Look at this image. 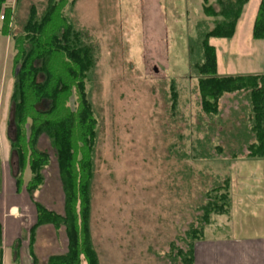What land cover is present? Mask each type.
<instances>
[{"label": "rangeland", "instance_id": "374dc122", "mask_svg": "<svg viewBox=\"0 0 264 264\" xmlns=\"http://www.w3.org/2000/svg\"><path fill=\"white\" fill-rule=\"evenodd\" d=\"M45 1L19 0L18 6L16 0L6 2L14 13L8 23L10 46H0V81L3 72L5 76L0 84L1 120L10 116L15 53L12 33L20 31L30 5L40 11ZM201 2L77 0L72 10L65 5V14L91 47L94 61L85 91L96 130L88 228L98 264H180L179 258L174 260V253L177 248H187L186 233L196 227L207 193L231 171L230 157L196 156L197 141L205 143L202 139L206 137L212 145L223 144L220 129L248 124L239 111L233 118L230 113L222 116L223 108L232 109L231 103H226L231 101L229 95L219 100L221 121L217 124L216 116L211 120L213 125L200 109L197 80L188 69L187 42L195 35V22L204 18ZM253 5L256 9L257 2L251 1L249 8ZM1 13L4 15L3 10ZM223 40L210 39L221 67L229 64L234 73L262 67L260 52L251 58L234 57L226 47L221 51L218 42H226ZM67 105L76 109L74 89ZM4 139L6 149L10 143L7 137ZM37 145L49 158L42 170L43 181L34 192L35 200L63 214L54 152L45 136L39 137ZM6 160L15 172L16 158L10 145ZM29 177L30 171L25 168L24 181ZM14 199L21 206L25 228L13 249L20 254L19 260L11 259L15 255L11 253L5 264H32L27 251L32 209L24 206L21 196ZM224 218L218 217L217 223ZM38 228L30 249L35 252L34 264H46L49 256L67 250V237L64 226ZM216 229V225L211 226L204 240L216 237ZM80 264H87L83 255Z\"/></svg>", "mask_w": 264, "mask_h": 264}, {"label": "trees", "instance_id": "16d2710c", "mask_svg": "<svg viewBox=\"0 0 264 264\" xmlns=\"http://www.w3.org/2000/svg\"><path fill=\"white\" fill-rule=\"evenodd\" d=\"M76 1L46 0L40 11L32 4L27 8L20 31L12 33L15 53L9 141L10 151L16 158V170L12 173L16 191H25L36 212L28 231L29 249L36 229L42 225L49 224L55 229L64 226L67 237V250L49 256L46 264H80V255L87 264H98L88 228L96 130L85 91L86 78L94 61L91 47L83 42L81 31L73 27L64 12L65 5L72 10ZM5 2L0 0V12H4L0 31L9 35L8 23L14 11ZM247 2L202 0L204 18L195 22V35L187 42L189 74L197 80L201 111L210 122L216 116L217 124L221 121L219 100L229 95L237 104V111L230 109V117L237 116L233 114L239 111L248 123L246 126L232 125L226 131L220 129L219 133L225 138L223 144L212 145L206 137L202 139L205 143L197 141L196 156L201 158L264 157V74L217 75L215 48L209 43L210 38L228 39L233 35ZM252 38H264V0L253 21ZM73 89L77 96L75 110L67 105ZM40 136L47 138L57 161L63 214L49 210L35 200L34 192L43 181L42 170L49 158L47 151L38 148ZM25 168L30 171L26 181ZM229 186V178L212 186L205 204L200 207L196 227L186 233L187 248H177L173 252L175 261L179 258L180 264H193L194 244L204 240L211 226L221 227L217 218L229 214ZM32 253L30 249L34 264L36 258Z\"/></svg>", "mask_w": 264, "mask_h": 264}, {"label": "crops", "instance_id": "0c3cea01", "mask_svg": "<svg viewBox=\"0 0 264 264\" xmlns=\"http://www.w3.org/2000/svg\"><path fill=\"white\" fill-rule=\"evenodd\" d=\"M251 1L253 3L257 2L256 9H254V5L249 8ZM261 1L248 0L235 25L233 35L228 39H216H224L223 41L226 42H218L221 45V51L223 52L226 47L227 50L234 52V57L245 55L251 58V56H257L260 52V55H263L260 62L262 67L243 73H234V71H231L229 64L221 67L218 63V51L210 43V38L209 43L215 48L217 75L264 74V38H252L253 21ZM251 11H254L253 17H251ZM10 38V35H5L0 31L1 48H9ZM4 77L3 72L0 84L4 83ZM226 103L227 105L231 103L232 110L236 109L235 100H227ZM229 109L227 111L223 108L222 116L230 113ZM9 120L10 116L0 119V264H5L6 260L10 259L12 257L11 253H15L14 258H11L14 261L19 260L20 256L13 249L18 245L17 241L21 239L25 226L21 219V206L16 204L15 196H21L25 199L24 206L27 209L28 207L32 209L33 219L30 227L34 223L36 215L35 208L25 191L23 189L19 192L16 191L12 172L6 160L10 144L8 148L4 149L2 140L5 137L7 139L10 137ZM228 159L232 163L231 171L229 175H226L229 178L230 185L229 214L221 224L218 223L221 227H217L215 232L218 235L216 237L198 242L197 249L194 252L193 264H264V157L247 158L238 156ZM43 226L45 225L39 226L38 229ZM32 250L35 255L34 249ZM27 251L30 252L28 242ZM30 258L32 261L31 254Z\"/></svg>", "mask_w": 264, "mask_h": 264}, {"label": "built area", "instance_id": "2783aa9c", "mask_svg": "<svg viewBox=\"0 0 264 264\" xmlns=\"http://www.w3.org/2000/svg\"><path fill=\"white\" fill-rule=\"evenodd\" d=\"M0 20H3V14L2 13L0 14Z\"/></svg>", "mask_w": 264, "mask_h": 264}]
</instances>
